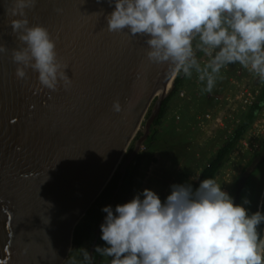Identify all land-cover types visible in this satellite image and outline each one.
I'll return each mask as SVG.
<instances>
[{"label": "water", "instance_id": "water-1", "mask_svg": "<svg viewBox=\"0 0 264 264\" xmlns=\"http://www.w3.org/2000/svg\"><path fill=\"white\" fill-rule=\"evenodd\" d=\"M7 6L0 0V264H65L75 228L123 165L120 188L177 75L147 60L144 35L108 30L109 0H37L29 26L48 29L72 83L51 91L31 69L18 79L11 50L23 45L10 20L19 17Z\"/></svg>", "mask_w": 264, "mask_h": 264}, {"label": "clouds", "instance_id": "clouds-1", "mask_svg": "<svg viewBox=\"0 0 264 264\" xmlns=\"http://www.w3.org/2000/svg\"><path fill=\"white\" fill-rule=\"evenodd\" d=\"M36 2L6 0L5 15L19 17L10 27L23 45L11 50L15 75L25 79L31 69L43 88L67 90L72 81L55 40L47 28L29 26L26 9ZM113 3L105 17L110 32L127 28L130 35H144L150 63H166L173 75L195 72L205 85L202 91L211 92L229 64L239 63L264 81V0H109ZM7 52L0 43V54ZM197 52L209 57L206 63ZM112 110L122 111L118 100ZM248 204V199L234 203L213 178L200 180L195 189L191 183L172 184L163 202L145 188L114 209H101L105 246H95V253L109 257L110 264H264V236L258 230L264 213L250 212ZM80 251L90 264L89 252Z\"/></svg>", "mask_w": 264, "mask_h": 264}, {"label": "rangeland", "instance_id": "rangeland-1", "mask_svg": "<svg viewBox=\"0 0 264 264\" xmlns=\"http://www.w3.org/2000/svg\"><path fill=\"white\" fill-rule=\"evenodd\" d=\"M197 57L201 64L206 63L209 59L201 52H197ZM180 78H182L184 87H181L179 94L171 99L168 113L162 123L159 126L151 127L150 134L154 132L157 134L153 148L148 149L145 142L137 154H145V157L141 162L133 196L147 188L155 191L163 202L170 193L172 184L191 183L194 189L197 175L208 164L226 139L228 131L233 130L237 119L243 114H240L241 105L234 102L235 93L246 84V81L250 85L254 82L253 77H249L244 72L238 74L231 72L222 77L219 75L212 91L204 92L202 89L205 85L198 80L195 72L191 77L181 75ZM210 97L213 98L211 104L206 100ZM206 114H210V117H207ZM147 118L148 115L136 138L142 135L143 125ZM263 140L264 107L254 124L242 137L241 143L232 153L230 160L214 179L222 187V190L234 198V203H238L240 200V195L237 200L238 195L234 194L233 189L242 186V181L238 180L242 173V166L252 158ZM133 147L134 143L128 149L124 160L133 151ZM252 169H255V165L251 167ZM261 169L260 173H254L253 178L255 179L252 181V188L245 194L250 200L247 207L250 212H254L255 203L252 202V198L255 195L259 177L264 174V168ZM257 210L264 213V184L255 208V211ZM260 232L264 236V224ZM87 245L84 246V249ZM103 246H105V242ZM261 251L264 253V246ZM80 255L78 249L73 246L65 264H72L73 260L77 264H83ZM100 263L110 264V258L102 256Z\"/></svg>", "mask_w": 264, "mask_h": 264}, {"label": "trees", "instance_id": "trees-1", "mask_svg": "<svg viewBox=\"0 0 264 264\" xmlns=\"http://www.w3.org/2000/svg\"><path fill=\"white\" fill-rule=\"evenodd\" d=\"M231 72L239 73V63L236 64H229L221 69L220 77L225 74H229ZM234 76V75H233ZM181 75H178L175 80L174 90L172 91L171 95L168 96L162 105L161 112L158 118L155 120L153 127L159 126L162 123V120L168 113L169 104L171 99L179 94V91L184 87ZM182 87V88H181ZM216 92V90H215ZM209 104L213 101V98L210 97L206 99ZM264 107V86L262 88L260 97L258 102L254 103L241 117L240 122L236 125V128L233 131V134L229 136L228 139H225L215 154L211 157L208 164L205 165L199 175H197V179L194 183V189L198 187L200 180L206 178H213L215 179L217 175L220 173L221 169L227 164L230 160L232 153L236 150V148L241 143L242 137L244 134L250 129V127L254 124L257 119L258 114L260 113L261 109ZM141 136V135H140ZM156 132L153 134L151 133L148 137L145 146L148 149L153 148L154 142L156 140ZM131 152L128 154L130 156ZM145 154L137 155L136 159L129 164L127 167L126 174L124 176L122 185L119 188V182L123 175V165H120L118 170L115 172L110 183L107 185L105 190L101 193V195L97 198V200L92 204V206L88 209L86 215L81 220V223L75 228L74 231V238H73V245L77 248L82 246L86 241H89L92 236L95 235V231L100 223V221L105 217L106 213L102 212L101 209L104 206L111 205L112 201H114L113 209L117 204H123L131 200L134 190H135V182L139 173V169L141 166V162ZM257 160V161H256ZM125 161V160H124ZM255 162V163H254ZM253 163V164H252ZM255 164L257 166V170L261 171V168H264V140L261 146L257 149L256 153L251 158L249 162V166ZM245 173V172H244ZM256 173V172H255ZM264 175V174H263ZM253 176V174H252ZM251 176H248L245 186L243 187L241 197V202L248 197L245 195L248 191H250V183L253 181L250 179ZM264 178V177H263ZM263 181L260 182V185L255 190V195L252 198V202L255 203V208L257 207L259 194L261 193V189L263 187ZM252 186V185H251ZM239 196V194H238ZM250 201V200H249ZM263 228V224L260 225L258 229L261 231ZM101 235V233H100ZM104 241H102L99 237L97 245L103 246ZM88 251V249H86ZM81 257L83 259V255L81 253ZM95 260L101 259L102 256L98 253H94ZM101 264V263H100Z\"/></svg>", "mask_w": 264, "mask_h": 264}, {"label": "flooded vegetation", "instance_id": "flooded-vegetation-1", "mask_svg": "<svg viewBox=\"0 0 264 264\" xmlns=\"http://www.w3.org/2000/svg\"><path fill=\"white\" fill-rule=\"evenodd\" d=\"M245 113V112H244ZM243 113V114H244ZM242 114V113H241ZM242 114V115H243ZM238 122H240V118L239 119H237V121H236V124H235V126H233V130L232 131H228V135L227 136H225V138L226 139H228L229 138V136H231L232 134H233V131H234V129L236 128V125L238 124ZM251 161V159H249V161H247L246 162V164L245 165H243L242 166V173H241V175L238 177V180H239V182L240 181H242L241 182V184H242V186L240 187H238V188H236V187H234V194L236 195H241L242 194V189H243V187L245 186V184H246V181H247V179H249L248 178V176H251L250 177V179L251 180H253V179H255V178H253L255 175H254V173L256 172V174L257 173H260L261 171H258L257 170V166H255V169L253 170H251V167H252V164H250V166H249V162ZM255 163V162H254ZM255 165V164H254ZM248 168H249V170H248ZM245 172V173H244ZM252 174L254 175V176H252ZM264 177V175H261V177H259L260 178V180H259V183H257V186H256V188H255V190L258 188V186L260 185V182L264 179L263 178ZM263 184H264V181H263ZM252 182L250 183V187L252 188ZM250 188V189H251ZM263 188V187H262ZM239 189V190H238ZM239 199V196L237 197V200ZM237 203V202H236ZM242 202H241V197H240V200H239V202L237 203V204H241ZM245 207H248V205H245ZM106 216V215H105ZM104 218V217H103ZM101 222V221H100ZM100 224V223H99ZM99 226V225H98ZM97 230H98V227H97V229H96V231H95V235L94 236H92V238L89 240V241H86L82 246H80L79 248H77V247H75L74 245V247L75 248H77L78 249V253L79 254H81V251H80V249L81 248H84V246L86 245V244H88L86 247H85V249H88V252H89V254L91 255V261H90V264H100V261H101V259H97V260H95V258H94V253H95V248H94V250H93V252H92V254L90 253L91 252V250H92V247L95 245V246H97V243H98V240H99V237H100V233L98 234L97 233ZM96 240H97V242H96ZM81 256V255H80ZM81 261H82V263L84 264V260L82 259V257H81V259H80Z\"/></svg>", "mask_w": 264, "mask_h": 264}, {"label": "built area", "instance_id": "built-area-1", "mask_svg": "<svg viewBox=\"0 0 264 264\" xmlns=\"http://www.w3.org/2000/svg\"><path fill=\"white\" fill-rule=\"evenodd\" d=\"M240 72H244L249 77H253V84L250 85L246 81V84L243 85L234 95V102L241 105V113L246 112L254 103L258 102L262 88L264 86V81H261L258 76L252 73L249 69L243 68L239 64ZM251 79V78H250ZM218 100H221L217 98ZM229 101V99H227ZM207 117H210V114H206Z\"/></svg>", "mask_w": 264, "mask_h": 264}, {"label": "bare ground", "instance_id": "bare-ground-1", "mask_svg": "<svg viewBox=\"0 0 264 264\" xmlns=\"http://www.w3.org/2000/svg\"><path fill=\"white\" fill-rule=\"evenodd\" d=\"M168 86H169V85H165V86L162 88V90L159 92L158 95H162V93H164V92L167 90ZM141 148H142V147H141ZM140 150H141V149H140Z\"/></svg>", "mask_w": 264, "mask_h": 264}]
</instances>
